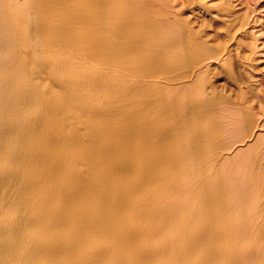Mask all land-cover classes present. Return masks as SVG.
Instances as JSON below:
<instances>
[{"label": "rangeland", "instance_id": "obj_1", "mask_svg": "<svg viewBox=\"0 0 264 264\" xmlns=\"http://www.w3.org/2000/svg\"><path fill=\"white\" fill-rule=\"evenodd\" d=\"M154 1L139 18L176 15L145 29L159 33L149 40L180 42L186 29L190 51L178 43L177 53L153 58L125 25L108 64L41 29L29 14L35 2L0 0V197L14 206L37 199L40 220L50 208L76 215V264H264V196L250 194L264 175V0Z\"/></svg>", "mask_w": 264, "mask_h": 264}, {"label": "bare ground", "instance_id": "obj_2", "mask_svg": "<svg viewBox=\"0 0 264 264\" xmlns=\"http://www.w3.org/2000/svg\"><path fill=\"white\" fill-rule=\"evenodd\" d=\"M2 1V0H1ZM10 1V0H6ZM13 0H11L12 2ZM15 1V0H14ZM31 2H35L34 9L29 13L33 17V12L36 20L39 22V27L41 29L46 30L50 33H54L56 35H60L64 39H68L75 47L81 48L83 51H97L100 54L101 62H105L109 64V57L115 53L121 51V44L119 42L122 35L128 32L127 27H130V32H128V36H131L132 33H141V38L136 39V41L141 45L147 48L148 54L153 58H161L163 56H168L172 53H177L175 48H177L178 43L182 45L180 50H185V54L190 51L192 42L190 41L188 35L189 33L186 31L185 27V37L180 34V42L173 41V39H165L164 41L157 43L154 40L150 41V38H155L154 36H159L157 31H145L149 26L163 23L162 18H169L171 16H175V13L170 14L168 10L165 13H159L158 18H149L143 17L139 18L138 15L142 10L149 7V4L152 3V0H30ZM154 1V0H153ZM191 1V0H190ZM156 2V0L154 1ZM192 2V1H191ZM28 4V2H26ZM157 3V2H156ZM1 4V3H0ZM8 4V3H7ZM6 4V5H7ZM14 4V3H13ZM27 6V5H26ZM159 3H157V7ZM5 8V7H4ZM156 8V7H155ZM168 9V8H167ZM1 10V9H0ZM6 13L9 15L12 14L10 11L5 8ZM166 10V9H163ZM171 10V9H170ZM29 11V12H30ZM172 11V10H171ZM174 11V10H173ZM28 14V13H27ZM26 15V14H25ZM31 17V18H32ZM35 17L32 20L35 21ZM133 20L135 22H133ZM138 20V21H137ZM32 21V22H34ZM33 24V23H32ZM34 25V24H33ZM32 25V26H33ZM182 25V24H181ZM185 25V24H183ZM1 27V26H0ZM1 29V28H0ZM9 29V28H8ZM34 29V28H33ZM32 29V30H33ZM134 29V30H133ZM31 30V29H30ZM133 30V31H132ZM9 33V32H8ZM144 33V34H143ZM169 33V28L166 27L165 34ZM183 33V32H182ZM70 34V35H68ZM195 34V33H193ZM52 35V34H51ZM160 36H164L161 34ZM171 36V35H168ZM234 36V35H233ZM50 37V36H49ZM137 37V36H135ZM236 37V36H235ZM52 38V37H51ZM56 38V37H55ZM192 39L194 37H191ZM26 39V38H25ZM204 39V38H203ZM6 40V39H5ZM176 40V39H174ZM202 40V39H200ZM235 40V39H234ZM39 41V40H38ZM37 41V42H38ZM185 41V43H184ZM199 41V40H198ZM233 41V39H232ZM231 41V42H232ZM183 43V44H182ZM219 43V42H218ZM28 44V43H27ZM70 44V43H69ZM30 45V44H29ZM222 45V44H221ZM217 47V52L213 55L218 54L222 51L217 43L215 44ZM22 47V46H21ZM18 48V47H17ZM228 48V47H227ZM211 50V47H209ZM224 50V49H223ZM212 51V50H211ZM210 51V52H211ZM227 52V51H226ZM230 52V51H229ZM43 53V52H42ZM71 53V52H70ZM76 53V52H74ZM209 53V51H208ZM120 54V53H119ZM203 52L204 59H202V63L204 65V61L210 58L211 54H206ZM223 54V53H222ZM80 55V54H79ZM118 55V54H117ZM72 56H74L72 54ZM78 56V55H77ZM197 56V55H195ZM79 57V56H78ZM228 57V56H227ZM73 58V57H72ZM218 58L217 57H214ZM76 59V58H75ZM74 59V60H75ZM33 60V59H32ZM42 60V59H41ZM57 60V59H56ZM60 60V59H59ZM72 60V63L75 64V61ZM215 60V61H216ZM29 61V57H28ZM31 61V60H30ZM49 61V60H48ZM219 61V60H218ZM51 62V61H50ZM57 62V61H56ZM62 62V61H61ZM80 63V61H78ZM77 62V63H78ZM178 62V61H177ZM212 62V61H209ZM11 63V62H10ZM32 63V62H31ZM52 63V62H51ZM175 63V62H174ZM193 63V62H192ZM206 63V62H205ZM213 63V62H212ZM218 63V62H217ZM39 64V63H38ZM59 64V63H58ZM62 64V63H61ZM98 64V63H97ZM112 64V63H111ZM172 64V63H171ZM189 64V63H188ZM2 65V64H1ZM42 65V64H41ZM49 65V64H48ZM57 65V64H56ZM77 65V64H76ZM96 63L90 62L88 67L95 68ZM102 65V64H101ZM198 65V64H197ZM201 67V63L199 64ZM214 65V64H213ZM79 66V65H78ZM84 66V65H82ZM109 66V65H108ZM56 67V66H55ZM97 67V66H96ZM102 67V66H100ZM106 67V66H105ZM164 67V66H163ZM212 67V66H211ZM52 68V67H51ZM108 68V67H106ZM142 68V67H141ZM140 68V69H141ZM143 69V68H142ZM193 69V68H191ZM107 70V69H106ZM186 71V70H185ZM190 71V70H189ZM202 71V70H201ZM125 72V71H123ZM192 72V71H191ZM203 72V71H202ZM55 73V72H54ZM122 73V72H121ZM190 73V72H189ZM125 74V73H124ZM127 74V73H126ZM192 74V73H191ZM193 76V75H192ZM125 77V76H124ZM123 77V78H124ZM12 78V77H11ZM79 78V77H78ZM190 78V76H189ZM60 79V78H59ZM126 79V78H125ZM124 80V79H123ZM142 80V79H141ZM147 81V80H146ZM152 81V80H151ZM80 84V83H79ZM142 84V83H141ZM76 85V83H75ZM51 86V85H50ZM66 86V85H65ZM140 86V85H139ZM138 86V87H139ZM141 87V86H140ZM208 88V87H207ZM13 92V91H12ZM15 92V91H14ZM38 93V92H37ZM124 94V93H123ZM69 95V94H68ZM71 95V94H70ZM122 95V94H121ZM131 95V94H130ZM27 96V95H26ZM132 96V95H131ZM95 97V96H94ZM142 98V97H141ZM30 99V98H29ZM135 99V98H133ZM101 100V99H100ZM113 100V99H112ZM52 101V100H51ZM79 101V100H78ZM258 101V100H257ZM260 101V100H259ZM241 102V101H240ZM223 103V102H222ZM226 103V101H225ZM224 103V104H225ZM257 103V102H256ZM72 104V103H71ZM122 104V103H121ZM229 104V103H227ZM82 105V104H81ZM86 105V104H85ZM264 105V104H263ZM57 106V105H56ZM80 106V105H79ZM114 106V105H113ZM121 106V105H120ZM123 106V105H122ZM125 106V105H124ZM1 107V106H0ZM87 107V106H86ZM89 109V108H88ZM92 110V109H91ZM94 110V109H93ZM126 110L129 111L126 108ZM160 110V109H159ZM223 110V109H222ZM221 110V111H222ZM226 110V109H225ZM247 110V109H246ZM78 111V110H77ZM55 112V111H54ZM57 112V111H56ZM67 112V111H66ZM106 112V111H105ZM118 114L119 111L117 110ZM133 112V111H132ZM90 113V111H89ZM94 113V112H93ZM99 113V112H98ZM137 113V112H136ZM64 114V113H63ZM67 114V113H66ZM111 114V113H110ZM92 115V114H91ZM96 115V114H94ZM101 116L100 114H97ZM107 115V114H106ZM105 115V116H106ZM124 115V114H123ZM138 115V114H137ZM225 115V114H224ZM232 115V114H230ZM119 116V115H118ZM122 116V115H121ZM120 116V117H121ZM73 117V116H72ZM94 117V116H92ZM103 117V116H102ZM119 117V118H120ZM156 117V116H155ZM227 117V116H225ZM67 118V117H66ZM69 118V117H68ZM101 118V117H100ZM104 118V117H103ZM107 118V117H106ZM105 118V119H106ZM152 118V117H151ZM96 119V117H95ZM94 119V120H95ZM227 119V118H226ZM231 119V118H230ZM234 119V118H233ZM77 120V119H76ZM125 122V120L122 118ZM128 120V119H127ZM235 120V119H234ZM119 121V120H118ZM237 121V120H236ZM71 122V121H70ZM107 122V121H106ZM235 122V121H234ZM73 123V122H72ZM71 123V124H72ZM226 123V122H225ZM69 124V123H68ZM100 124V123H99ZM115 124V123H114ZM5 125V124H4ZM24 125V124H23ZM73 125V124H72ZM95 125V124H94ZM125 125V124H124ZM232 125V124H231ZM64 126V125H63ZM88 126V125H87ZM85 127V126H84ZM100 127V126H99ZM115 127V126H114ZM117 127V126H116ZM78 129V128H77ZM80 129V127H79ZM121 130V129H120ZM123 130V129H122ZM230 130V129H229ZM63 131V129H62ZM226 131V130H225ZM195 133V132H194ZM235 133V132H234ZM118 135V134H117ZM191 135V134H189ZM4 136V135H3ZM64 136V135H63ZM227 136V135H226ZM58 137V136H57ZM195 137V136H194ZM251 137V136H250ZM54 138V137H53ZM52 138V139H53ZM146 138V137H145ZM148 138V137H147ZM227 138V137H226ZM50 139V138H48ZM11 140V139H10ZM135 140V139H134ZM137 141V140H136ZM207 141V140H206ZM214 141V140H213ZM218 141V140H216ZM98 143V142H97ZM100 143V142H99ZM141 143V142H138ZM212 143V142H211ZM217 143V142H216ZM101 144V143H100ZM215 144V143H213ZM16 145V144H15ZM99 145V144H98ZM103 146V145H102ZM216 146V145H215ZM8 146H5V149ZM66 148V147H65ZM263 148V147H262ZM82 149V148H81ZM99 149V148H98ZM131 149V148H130ZM2 150V149H1ZM0 150V151H1ZM259 151V150H258ZM29 152V151H28ZM100 152V150H99ZM124 152V151H123ZM226 153V152H225ZM261 152H259L260 154ZM263 153V152H262ZM1 154V153H0ZM94 154V152H93ZM154 154V153H153ZM46 155V154H45ZM100 155V154H99ZM94 156V155H93ZM38 158V157H37ZM56 157L52 156L51 161L52 165L57 166L58 163L55 162L57 160ZM100 158V157H99ZM219 158V157H218ZM66 160V159H65ZM64 160V162H65ZM214 162V161H213ZM258 162V160H257ZM235 163V162H234ZM256 163V162H255ZM263 163V162H262ZM82 164V163H81ZM78 165V164H77ZM51 166V165H50ZM63 166V164H62ZM93 166V165H92ZM121 169V168H120ZM264 169V168H263ZM93 170V169H92ZM228 170V169H227ZM128 172V171H127ZM261 172V171H260ZM88 173V172H87ZM57 174V173H56ZM61 174V173H60ZM117 173H115L116 175ZM60 176V175H58ZM63 176V174L61 175ZM67 176V175H66ZM243 176V175H242ZM241 176V177H242ZM128 179V178H127ZM130 179V178H129ZM242 179V178H241ZM64 178L59 177L57 180L58 183L63 182ZM117 180V179H116ZM132 180V179H131ZM103 181V180H102ZM114 181V180H113ZM112 181V182H113ZM127 182V181H126ZM113 185V184H112ZM123 181H116L112 188L111 197L114 203H118L121 198L119 194L120 189L123 187ZM60 187V186H59ZM168 189V188H167ZM242 189V188H241ZM261 190V196H264V175L260 177V183L256 185L253 190L250 189V194L252 197H258V190ZM56 190H54L55 192ZM69 190H65V192ZM53 192V193H54ZM129 192V191H128ZM140 194V192H139ZM90 194L87 193L84 197V201L88 198ZM225 195V194H224ZM51 196V195H50ZM57 196V195H56ZM144 196V195H143ZM223 196V195H222ZM260 196V194H259ZM25 197V196H24ZM52 197V196H51ZM224 197V196H223ZM56 198V197H55ZM73 198V197H72ZM221 199V198H220ZM10 200V201H9ZM37 199L32 198L28 199L21 206L25 211V216L16 218V213L13 211H17L20 209V206H14L11 204L10 196H1L0 197V264H57L56 262H52L47 260H42L40 255L37 256L38 253H50L52 256L58 255L60 257L59 264H76L75 255L76 248L75 236H76V228L79 226L77 217L70 211L65 212H53L50 208L47 210L48 219L45 221L40 220L36 215H42V209L38 207H33L34 202ZM137 200V199H136ZM225 201V199H224ZM223 201V202H224ZM4 202V204L2 203ZM39 202V201H38ZM122 202V201H121ZM56 203V202H55ZM77 203V202H76ZM226 203V202H225ZM51 204V203H50ZM232 205V204H231ZM230 205V206H231ZM54 206V205H53ZM239 207L238 205L236 208ZM244 207V206H243ZM101 209V208H100ZM221 209L225 210L226 205L223 203L221 205ZM231 209V208H230ZM21 210V209H20ZM237 210V209H236ZM261 210H264V203L261 206ZM259 211L260 207L257 203L254 205V210L251 215V225L250 230L256 234L259 231L257 226L259 220ZM13 212V213H12ZM238 214V213H237ZM86 216L88 215L85 214ZM205 215V214H204ZM242 214H238L240 216ZM94 216V215H93ZM233 216V215H232ZM96 217V216H95ZM134 217V216H132ZM235 217V216H234ZM94 218V217H93ZM261 219V218H260ZM135 220V217H134ZM227 220V221H226ZM16 221V222H15ZM92 223V222H91ZM122 224L125 225V218L121 221ZM207 223V222H206ZM234 219H225L224 225L231 229L234 226ZM140 224V223H139ZM238 226V223H236ZM240 224V223H239ZM45 226L48 230L43 231L41 227ZM95 226V225H94ZM137 226V225H136ZM237 232H238V227ZM142 227L141 225L139 226ZM206 227V226H205ZM231 227V228H230ZM249 227V226H248ZM103 228V227H102ZM207 228V227H206ZM262 228V227H261ZM78 229V228H77ZM97 229V228H95ZM142 229V228H141ZM205 229V228H203ZM209 229V228H208ZM139 230V229H138ZM234 230V227H233ZM137 231V229H136ZM144 231V230H143ZM142 231V233H143ZM229 232V231H228ZM231 232V230H230ZM248 232V231H247ZM246 232V233H247ZM250 232V231H249ZM79 233V232H78ZM201 233V232H200ZM239 233V232H238ZM232 234V232H231ZM252 234V233H251ZM251 235L249 237V243L255 244L258 242L256 235ZM78 235V234H77ZM82 235V234H81ZM83 236V235H82ZM239 236V235H238ZM201 237V236H200ZM83 238V237H82ZM261 238V237H260ZM78 239V237H77ZM231 239V238H230ZM262 239V238H261ZM92 240V239H91ZM125 240V239H124ZM198 240V238H197ZM201 240V239H200ZM232 240V239H231ZM241 240V239H240ZM264 240V238L262 239ZM80 241V239H79ZM107 241V240H106ZM120 241V240H119ZM233 241V240H232ZM83 242V240H81ZM200 242V241H198ZM212 242V241H209ZM234 242V241H233ZM244 242V241H243ZM86 243V244H85ZM84 243V249L86 251L89 249V243ZM109 243V242H108ZM121 243V242H120ZM126 243V242H125ZM124 243V246H125ZM232 243V242H231ZM235 243V242H234ZM232 243V244H234ZM198 244V243H197ZM208 244V243H207ZM237 244V243H236ZM120 245V244H119ZM211 245V244H210ZM244 245V244H243ZM94 246V245H93ZM107 246V245H106ZM233 246V245H232ZM80 247V246H79ZM96 247V245H95ZM94 247V248H95ZM212 247V246H210ZM253 247V246H252ZM123 248V247H122ZM121 248V249H122ZM234 248V247H233ZM251 248V247H250ZM143 249V248H142ZM211 249V248H209ZM232 249V248H231ZM97 250V249H96ZM125 250V248H124ZM208 250V249H207ZM233 250V249H232ZM252 250V248L250 249ZM105 251V250H104ZM255 251V250H254ZM236 252V250H235ZM188 253V252H187ZM207 253V252H206ZM227 253V252H226ZM208 254V253H207ZM235 254V253H234ZM254 254V252H253ZM127 255V254H126ZM122 256H125L124 254ZM207 256V255H206ZM205 256V257H206ZM237 255H235L236 257ZM111 257V256H110ZM145 257V256H144ZM257 257V256H256ZM207 258V257H206ZM129 259V258H128ZM253 259V258H252ZM130 260V259H129ZM126 261V260H125ZM252 261V260H251ZM113 262V261H111ZM123 262V261H122ZM83 263V262H82ZM204 263V262H203ZM235 263V262H234ZM251 263V262H250ZM199 264V263H197ZM201 264V263H200ZM237 264V263H236ZM255 264V263H254Z\"/></svg>", "mask_w": 264, "mask_h": 264}]
</instances>
